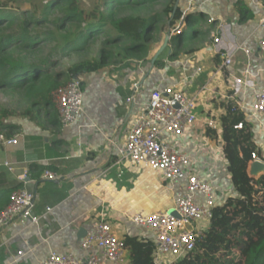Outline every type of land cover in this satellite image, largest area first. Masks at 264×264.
<instances>
[{
    "label": "crops",
    "instance_id": "0c3cea01",
    "mask_svg": "<svg viewBox=\"0 0 264 264\" xmlns=\"http://www.w3.org/2000/svg\"><path fill=\"white\" fill-rule=\"evenodd\" d=\"M37 2L0 0V5L20 12L33 9ZM177 2L184 16L194 21L184 18L179 24L185 22L193 31L183 42L185 26L182 28V34L174 37L177 50L168 48L164 57H158L161 65L153 62L156 52L148 57L147 64L139 65L138 72L125 70L124 61L84 75V117L69 127L51 123L50 115L40 123L26 117L10 120L16 125L10 137H19L20 142L0 147L2 205L5 208L9 204L8 195L15 189L28 188L35 196L34 210L41 220L39 224L17 220L0 229V264H42L52 251L84 257L87 253L80 241L104 212L117 235L153 237L132 224L126 214L167 211L173 206V192L162 174L149 166L117 162L118 148L159 85L184 84L190 94L197 95L198 120L181 137V149L191 157L192 171L212 180L220 200L231 195L228 192L232 193L234 186L223 154L220 116L225 112L224 100L235 101L231 98L234 77L249 82L234 97L243 104L246 116L254 106L255 92L264 87V53L259 47L264 37V0ZM216 37L221 43H215ZM231 41L251 53L240 50L233 64L225 65L222 54ZM130 97H135L134 101L128 102ZM208 120L218 123V129L212 128L216 132H210ZM248 120L264 155V116ZM46 170L58 177L47 179Z\"/></svg>",
    "mask_w": 264,
    "mask_h": 264
},
{
    "label": "trees",
    "instance_id": "16d2710c",
    "mask_svg": "<svg viewBox=\"0 0 264 264\" xmlns=\"http://www.w3.org/2000/svg\"><path fill=\"white\" fill-rule=\"evenodd\" d=\"M98 1L89 10L83 0H50L41 8L36 5L20 12L0 5V89L22 96L28 105L22 117L40 123L43 116L50 115L51 123H60L52 100L58 86L100 71L113 56L121 54L118 59L123 62L149 51L145 40L151 39L149 32L158 16L146 19L117 15L121 7L132 5L138 9L157 0ZM176 3L177 0H167L164 12L168 15L165 27L177 33L183 31L176 26L181 19L194 21L184 16L180 7L175 10ZM112 27L116 33L108 35ZM104 35L97 58L80 60L65 71L56 69L62 59L87 51L92 41ZM45 44L49 46L46 53L42 51ZM154 64L159 66L162 61L157 58ZM222 106L223 154L235 193L214 208L206 235L195 251L171 264H264V171L256 176L250 172L253 153L264 155L255 142L253 124L242 108L231 99L224 100ZM21 116L14 109H1L0 129L12 135L16 125L10 120ZM240 123L242 128H237ZM211 131L216 132L210 128ZM2 204L4 196L0 197V209L4 208ZM124 239L127 264H156L151 238L126 234Z\"/></svg>",
    "mask_w": 264,
    "mask_h": 264
},
{
    "label": "built area",
    "instance_id": "2783aa9c",
    "mask_svg": "<svg viewBox=\"0 0 264 264\" xmlns=\"http://www.w3.org/2000/svg\"><path fill=\"white\" fill-rule=\"evenodd\" d=\"M264 27V16L261 19ZM179 32V31H178ZM215 43H221L216 37ZM264 53V37L259 41ZM250 50L233 41L228 42L222 54L225 65L233 64L234 55ZM250 64V61L247 62ZM201 70V69H198ZM186 80V79H185ZM246 82L243 77H234L232 87L239 108L244 107L234 97L240 93ZM84 78L76 77L58 86L52 93V100L58 110L63 127H69L84 117ZM255 103L247 119L264 116V87L254 95ZM130 97L128 102L134 101ZM197 95L190 94L185 85H159L149 96L146 107L135 117L126 141L118 148L117 164L132 162L149 166L162 174L173 192V206L167 211L126 214L127 219L146 234H152L155 243L156 264H171L195 251L205 235L219 199L211 179L192 171V159L181 149V137L197 120ZM206 126L218 129L215 120L206 121ZM243 124L237 125L242 128ZM19 137H10L0 129V147L19 144ZM253 162L264 163V157L253 153ZM9 166V162H5ZM123 172H120V176ZM47 179H56V172L46 170ZM35 196L24 187L12 191L9 204L0 211V229L19 220L39 224L41 216L35 213ZM51 211V208H47ZM174 211L175 214L171 213ZM80 247L87 253L78 257L73 253L52 251L42 264H127L126 242L117 235L107 219V213L93 221L91 228L80 241ZM19 255L23 251L18 252Z\"/></svg>",
    "mask_w": 264,
    "mask_h": 264
},
{
    "label": "rangeland",
    "instance_id": "374dc122",
    "mask_svg": "<svg viewBox=\"0 0 264 264\" xmlns=\"http://www.w3.org/2000/svg\"><path fill=\"white\" fill-rule=\"evenodd\" d=\"M98 2H99L98 0H83V6H85V8L89 10L95 5L99 4ZM166 2L167 0H157L155 2L147 4L146 6L140 7L138 9L131 8L132 5H129L130 7L124 6L120 8L119 14L117 15V17H125L128 15H139L146 19H151L152 17L158 16L156 22L153 24L149 32L151 39L145 40L147 43H149L148 45L149 51L147 53L139 54L128 60H125V63H126V65H124L125 70H130L131 72H134L136 70L138 72V70H140L139 65L144 66L145 64H147L146 62L149 61L148 57H151L152 54L158 52V50L164 44L165 39L167 38L168 35H170V38L168 40V45L165 47V49L162 51V53L159 56L164 57V54H166L168 48L169 50L175 48L176 40L174 37L176 35H181L182 32L176 33L174 30L165 27L166 23L168 22V15L164 12L165 7H166ZM37 3H38L37 6L41 8L43 5L47 4L48 2L41 3V1L39 2L38 0ZM102 8L107 12V8H105L104 6ZM184 24L185 22L184 23L182 22L181 25L179 24V22L176 23V26L179 25L178 28L181 30L185 26L184 28V38L185 39L182 40L183 42L189 39V37L191 36V32L193 31L191 26L189 27V25L187 24L184 25ZM115 33H116V30L112 27L108 35H114ZM105 35L92 41L87 51L74 52V53H71L65 59H62L60 63L56 66V69L59 71H65L69 66H71L72 64L80 60H88L92 58H97L100 54L101 46L104 44L103 41L105 39ZM126 42L127 41H125L124 43ZM48 49H49V46L45 44L43 46L42 51L46 53ZM116 49H119V48H116ZM175 50L177 49H174V51ZM120 56H113L111 60L105 66L113 68L117 65L124 63V61L121 62V60L118 59ZM148 84H149V80L146 81L145 85H148ZM83 90H84V85H83ZM27 107H28L27 103L23 101L22 96L19 93L10 91V90L0 89V111L3 108L14 109L21 116L22 113L27 110ZM43 118L44 116L42 117V119ZM11 119H16V117L11 118ZM229 181H230V178L227 175V177L225 178V182L227 183V186H229ZM26 189L30 191L28 188ZM231 191L232 193L230 191L228 193L230 194L235 193L234 189Z\"/></svg>",
    "mask_w": 264,
    "mask_h": 264
},
{
    "label": "water",
    "instance_id": "95a60500",
    "mask_svg": "<svg viewBox=\"0 0 264 264\" xmlns=\"http://www.w3.org/2000/svg\"><path fill=\"white\" fill-rule=\"evenodd\" d=\"M178 7V2L176 3L175 5V10L176 8ZM182 34V33H181ZM170 38V35L167 36V38L165 39V42L164 44L162 45V47L158 50V52L156 53L154 59H153V62L159 57V55L162 53V51L165 49V47L168 45V40ZM264 171V163H261L259 161H254L252 164H251V174L252 175H258L259 173L263 172ZM171 213L175 214L174 211H171ZM82 232V231H81ZM83 232H87L86 230Z\"/></svg>",
    "mask_w": 264,
    "mask_h": 264
}]
</instances>
